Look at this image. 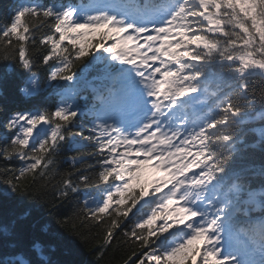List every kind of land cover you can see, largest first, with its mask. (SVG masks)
<instances>
[{
    "label": "snow or ice",
    "instance_id": "6c2138e0",
    "mask_svg": "<svg viewBox=\"0 0 264 264\" xmlns=\"http://www.w3.org/2000/svg\"><path fill=\"white\" fill-rule=\"evenodd\" d=\"M255 78L264 0H16L0 22V199L17 206L0 264H63L34 202L82 190L101 259L115 242L123 264H264Z\"/></svg>",
    "mask_w": 264,
    "mask_h": 264
},
{
    "label": "trees",
    "instance_id": "16d2710c",
    "mask_svg": "<svg viewBox=\"0 0 264 264\" xmlns=\"http://www.w3.org/2000/svg\"><path fill=\"white\" fill-rule=\"evenodd\" d=\"M16 0H0V22L4 21L5 16L8 13V9L13 5ZM76 3H87L88 0H75ZM35 49L33 52L35 53ZM215 73L216 70L213 69ZM255 87L259 91L261 88H264V82L259 78H255ZM15 100L12 96H9L7 103H14ZM0 103H4L0 99ZM259 108V104L256 105ZM3 129H0L2 132ZM3 145L0 144V147ZM75 152L64 151L56 158L55 171L64 174L71 171L72 166L70 161L66 157L75 155ZM92 161H89L91 163ZM0 164H3V161L0 160ZM13 164L16 167H19V164L13 161ZM153 173L145 168V178L150 179ZM59 179V176L57 177ZM0 191H2V186H0ZM83 192V190H82ZM77 193L71 195L68 200L62 202L53 201L51 204L44 203L43 200H37L34 203L38 205L40 211L42 212L45 219L48 221L49 226L53 229L52 235L57 237L56 240H51L45 238L46 243L52 244L55 248L57 244L59 245V250L57 252V258L63 262V264H123V259L125 256V249L119 246L117 243H113L110 248H108L101 259L95 251V245L97 241L92 239L93 233H84L79 226V219L75 218L74 214L77 209L80 207L79 202L83 199V194ZM47 199H50L48 197ZM32 202V201H27ZM17 210L16 204L9 201H3L0 199V217L10 214L12 211ZM68 218V223H60V221ZM118 239H122L118 236Z\"/></svg>",
    "mask_w": 264,
    "mask_h": 264
}]
</instances>
